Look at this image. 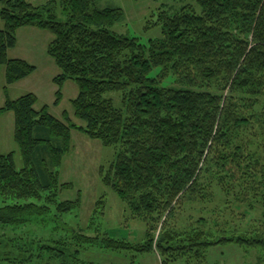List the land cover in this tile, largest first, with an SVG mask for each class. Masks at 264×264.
I'll use <instances>...</instances> for the list:
<instances>
[{
    "label": "trees",
    "instance_id": "16d2710c",
    "mask_svg": "<svg viewBox=\"0 0 264 264\" xmlns=\"http://www.w3.org/2000/svg\"><path fill=\"white\" fill-rule=\"evenodd\" d=\"M100 1L0 0V118L14 116L21 163L14 152L0 153V264H93L86 254L95 248L156 252L161 264H205L208 249L232 244L260 251L262 264L264 224L241 231L232 221L246 217L234 207L264 209V0H196L199 14L161 10L154 25L162 37L145 46L114 32L124 13L99 9ZM22 28L53 35L47 55L60 71L54 105L72 81L73 115L84 125L67 114L55 118L47 106L36 111L33 94L9 98L7 87L35 72L7 57ZM167 80L178 88L164 87ZM108 93L122 95L124 110ZM72 130L117 148L115 161L100 168L101 182L144 224L142 243L111 237L100 220L102 198L85 227L79 194L61 200L73 189L59 172ZM32 227L58 236L37 238L27 232Z\"/></svg>",
    "mask_w": 264,
    "mask_h": 264
},
{
    "label": "rangeland",
    "instance_id": "374dc122",
    "mask_svg": "<svg viewBox=\"0 0 264 264\" xmlns=\"http://www.w3.org/2000/svg\"><path fill=\"white\" fill-rule=\"evenodd\" d=\"M28 3L38 6L47 0H26ZM119 8L123 11L125 20L122 24L116 25L113 31L117 34L136 38L141 45H147L150 40L161 39V27L154 25L159 11H179L183 7H189L196 14L200 8L196 0H101L98 3L99 9ZM3 22L0 21V30L3 29ZM35 29V28H33ZM20 30V31H19ZM16 33V47L7 53L8 59H18L27 62L35 67V72L27 78L7 87L8 96L15 100L25 94H33L37 98L34 108L36 111L43 106L48 107V112L57 119H62L67 114L69 119L76 125H84L73 115L71 100L77 97L78 89L72 81H66L61 87V100L54 105L55 94L58 90L53 79L60 74L54 60L47 55V49L53 40V35L45 30H30V28L19 29ZM3 69H0V73ZM155 70L151 76H155ZM4 74V71H3ZM5 80V79H4ZM0 78V107L5 102V82ZM164 87L177 89L174 84L167 80ZM106 99L112 101L116 109L124 110L122 95L108 93ZM14 116L12 113L4 114L0 118V153L9 154L14 152V161L17 167L21 166L17 148L11 137L13 130ZM13 133V131H12ZM70 153L62 158L60 172L61 183H71L73 189L64 191L61 200L75 201L79 194V222L84 226L91 214L94 205L101 198L104 206L100 220L108 229L112 238L126 239L132 243H142L145 240V226L143 223L133 220L126 211L118 196L107 189L101 182L100 168L106 171L109 165L115 161L117 148L103 146L99 141L89 139L84 134L71 132ZM3 206V199L0 196V207ZM236 214H245V218L233 219L232 226L244 231L249 225L255 223L264 224V209L256 208L247 212L243 207H234ZM72 222L71 216L65 218ZM85 227V226H84ZM27 232L37 238L49 239L51 236H58L50 232V227H32ZM60 233V232H56ZM258 256L260 251L248 250L237 245H222L212 247L206 252L205 264H259ZM88 259V260H87ZM86 260L93 264H161L159 255L154 253H137L134 251H121L114 254L95 248L93 252L86 254ZM176 264H184L178 262ZM264 264V261L262 262Z\"/></svg>",
    "mask_w": 264,
    "mask_h": 264
},
{
    "label": "crops",
    "instance_id": "0c3cea01",
    "mask_svg": "<svg viewBox=\"0 0 264 264\" xmlns=\"http://www.w3.org/2000/svg\"><path fill=\"white\" fill-rule=\"evenodd\" d=\"M30 30H35V29H33V28H30ZM20 31V30H19ZM18 31V32H19ZM18 32H17V34H18ZM0 69H3V68H0ZM3 71H4V69H3ZM3 71H1V73H0V78L2 79V80H4L5 79V71H4V74H3ZM4 82H5V80H4ZM16 84V83H15ZM12 129H11V137H10V141L12 142ZM2 153V152H1Z\"/></svg>",
    "mask_w": 264,
    "mask_h": 264
}]
</instances>
